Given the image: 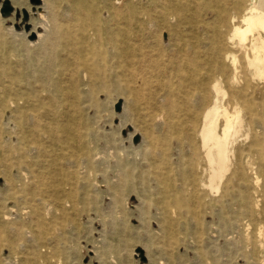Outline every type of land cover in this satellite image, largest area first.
<instances>
[{
    "label": "rangeland",
    "instance_id": "obj_1",
    "mask_svg": "<svg viewBox=\"0 0 264 264\" xmlns=\"http://www.w3.org/2000/svg\"><path fill=\"white\" fill-rule=\"evenodd\" d=\"M117 1L49 0L57 39L43 46L29 45L27 37L14 38L5 33L13 41L6 50L8 63L0 62V264H20L27 259L34 260L35 264H147L145 253L153 264H198L197 252L204 250L213 254L215 246L218 249L223 246L216 210H213L220 192L209 193L205 204H198L184 186L183 205L195 209L198 216L195 220L188 218L189 235L181 230V225L173 226L176 237L170 246L159 226L165 210L172 216L176 212L177 191L183 177L180 169L169 173V165L181 153L168 125L171 119L179 117L183 102L193 98L186 61L172 43L178 41L179 45L199 47L223 44L228 26L220 24L218 13H240L248 1L243 0L234 9L233 0H133L136 13L157 10L169 14L164 26H142L138 36L131 35L142 45L132 49L134 61L121 63V77L113 80L110 75V86L98 90L93 86L98 85L99 65L105 69L109 64L101 58L103 52L110 50L109 7L130 13ZM26 3L31 7L28 0ZM31 18L35 20L36 15L31 14ZM5 25V19L0 16V27ZM48 25L51 30L52 24ZM64 36L70 39L65 40ZM227 46L231 50V43ZM237 65L241 79L249 84L243 91L246 101L242 116L256 120L264 115V79L254 78L252 68L241 58ZM224 88L230 93L231 88ZM48 90L63 96L52 103L57 111L55 119H40L35 129L29 116L33 112L25 107L30 109L32 105L28 100L37 104ZM253 92L256 93L253 95ZM35 94L39 96L30 98ZM130 97L134 100L132 117L143 123L135 122L128 112L121 118V124L130 123L141 139L145 127H149L147 147H139L141 141L133 146L132 140L129 146L124 139L133 128L123 130L118 126L119 115L114 107L121 101V114L124 101ZM155 113L159 116L154 117ZM11 116L13 119L8 121ZM25 118H29V125L22 126L23 137L14 145V121L20 124ZM240 134L236 143H248L245 128ZM261 142L264 145V136ZM6 144L19 147L10 151ZM86 144L88 149L101 150V158L92 165L88 161L91 156L85 157ZM200 173L199 170V176L205 180ZM8 209L14 210L15 219L4 218ZM13 220L19 223L18 230L8 225ZM167 253L175 259L166 260ZM236 260L241 264L240 259ZM205 263L211 264L210 260Z\"/></svg>",
    "mask_w": 264,
    "mask_h": 264
},
{
    "label": "bare ground",
    "instance_id": "obj_2",
    "mask_svg": "<svg viewBox=\"0 0 264 264\" xmlns=\"http://www.w3.org/2000/svg\"><path fill=\"white\" fill-rule=\"evenodd\" d=\"M9 1L14 9L19 11L25 9L29 12L30 21H28V23H30V29L28 32H25L23 27L20 31H14L12 26L8 25L3 26V28L0 27V62L3 64L8 63V61H6V50L12 45V37L15 38V36L21 35L26 38L31 33H34L36 39L34 41L27 40L29 45L34 46H43L48 41L57 39L56 27L54 23L51 22L53 16H51L52 13H49L51 12L49 11V0H41V4L36 6L35 20L31 18V7L26 3V0ZM247 1L248 3L240 13H218L220 24L228 26V33L224 35L225 42L223 44H205L199 47L197 44L189 45L187 43H180L179 45L178 41L172 43L173 47L179 48L178 51H180L186 61L187 76L193 84V98L191 101L183 102V104L181 103L182 107L179 108V117L171 119L168 125L170 129L169 133L176 137L178 150L179 153H181L177 161L169 165V173L174 174L180 169V176L183 177L177 191L179 205L177 206L174 216L165 210L163 222L158 224L161 226L160 229H162L165 237L169 240L167 246H170V242L176 237L173 232V226L176 227L177 225H181V230L189 235L191 233V227L190 224H188V218L191 217L195 220L198 216L195 209L190 208L189 205H183V197L185 196L183 190L184 186L189 188L191 198L198 204H205V196L209 193L220 192V198L214 200L216 209L213 210H216L215 218L218 220V233L223 237V246L218 249L213 243V246H215L213 254L211 251L206 252L204 250L197 252L198 264H206L205 260H210L211 264H237L235 262L236 259H240L242 261L241 264H264V145L261 142V137L264 136V132H259V130L264 131V115L258 117L256 120L243 118L242 109L245 105L243 102L246 101V94H244L243 91L249 84L241 79L239 74L241 71L237 65V62H239L241 58L247 67L252 68V75L254 78L264 79V37L262 36V33H264V0H246V2ZM120 3H123L124 10L126 8V11L130 13H122L121 8L118 7H109L110 13H108L107 23L110 50L108 52H103L101 55L102 61L107 60L109 64L105 69L104 66L99 65L100 70L97 75L98 85L93 86L97 87L98 90H105L110 86V79L108 80L110 75L113 80L121 77V63H131L134 61L135 57L132 49L142 45L140 42L132 39L131 35L136 34V36H138L137 32L139 33L142 30V26H164L165 18H167L169 14L159 13L156 9V13H154V10H152L151 13L150 10L149 13H136L137 11L135 5H133V0H118L117 4ZM241 3H243V0H233V8L235 7L238 9ZM12 19L13 18L7 20L13 22L14 19L13 21ZM7 20L5 19V22ZM55 20L56 19H54V21ZM48 23L52 24L51 30L48 28ZM5 33L10 34L12 37H8ZM65 37L67 38L65 40L70 39L69 36H64L63 39ZM219 38L221 39V35ZM227 42L231 43V50L227 48ZM66 43L68 44L69 42L67 41ZM17 45L20 46L19 44ZM4 51L6 54L3 53ZM19 56H21V54H19ZM156 60L158 59L156 58ZM58 63L61 64V62ZM148 63L150 62L148 61ZM157 70H160V68L158 67ZM145 74L147 75V73ZM143 80L144 77L142 81ZM225 86L229 89L231 88L230 93L226 92ZM93 87L91 92H94ZM137 87H139V83ZM140 93L142 92L140 91ZM255 93L256 92H253V95ZM169 94L167 96H169ZM38 96V94H35L30 96V98H37ZM62 96L63 95L59 96L48 90L47 94L37 104L28 100L32 105L30 109L27 107L25 108L27 111L29 110L30 112L31 110L33 112L32 115H29L31 116L30 120H32L30 124L33 128L35 127L36 129L38 127L36 123L40 119L45 121L55 119L57 111L53 109L52 103L59 98L61 100ZM262 101L264 103V97ZM161 103H163V101ZM176 104L179 103L176 102ZM16 108L18 111L21 110L20 106H16ZM133 110L134 100L130 97L124 101L122 113H118V126L120 129L125 130V127L133 128L130 123L121 124V118H125L128 112L132 117ZM158 116L159 114H154V117ZM132 118L137 123H143L141 120L135 119L134 117ZM11 119H13V116H11L8 121ZM28 119L25 118L24 122H21L22 124H19L17 120L14 121L12 130L16 134L14 145L19 144L21 137H23L22 135L25 128L22 126L24 125L26 127V125H29V122H27ZM144 123L146 126L147 123ZM242 128H245L246 137H249V141L248 143L241 141L242 143L239 144L236 142H239L237 139L238 136H241L240 131ZM145 129L146 131L144 137L142 136L139 147L142 145L145 147L148 146V138L151 132L149 127L146 126ZM8 133H10V131ZM37 134L40 136L39 133ZM136 134L137 129L134 127L132 131L127 133L124 141L130 146V142ZM6 145L7 149L10 151L15 147L17 150L19 147L13 144ZM167 149L168 148H166V150ZM84 153L85 157L91 156L88 160L91 165L96 163L97 159L101 158V150L99 151L95 148L88 149L87 144L84 147ZM199 170L205 180L199 176ZM21 173L23 172L21 171ZM178 174L179 173H177V175ZM25 178L28 177L25 176ZM162 183L163 182H161V184ZM220 183L222 186H220ZM162 186H164V183ZM56 188L57 190H62L59 186H56ZM174 196L173 198L176 199ZM13 211L14 210L10 209L6 210L3 214L4 218L7 220L15 219V217L12 216ZM15 215L17 216V213H15ZM17 224L19 223L13 220V222H10L8 225L18 230V228H16L18 227ZM195 224H197V222ZM162 248L164 251L165 245H163ZM223 256L225 257L222 258ZM145 258L148 262L147 264H153L152 259L147 253H145ZM173 259H175L174 256L168 253L166 254V260L171 262ZM20 264L35 263L34 260L27 259L20 262Z\"/></svg>",
    "mask_w": 264,
    "mask_h": 264
},
{
    "label": "water",
    "instance_id": "obj_3",
    "mask_svg": "<svg viewBox=\"0 0 264 264\" xmlns=\"http://www.w3.org/2000/svg\"><path fill=\"white\" fill-rule=\"evenodd\" d=\"M29 4L31 5L30 13L34 16L36 6L41 4V0H28ZM14 13V14H13ZM0 16L3 19H10L13 18L14 21H6V24L12 26L15 31H20L23 27L25 32H28L30 29L29 21V12L25 9L16 10L13 8L11 2L9 0H0ZM28 40L34 41L36 39V35L31 33L27 36ZM115 112L119 113L121 110V101H118L114 107ZM131 129V128H129ZM141 141L139 134L134 135L132 138V145L136 146Z\"/></svg>",
    "mask_w": 264,
    "mask_h": 264
}]
</instances>
